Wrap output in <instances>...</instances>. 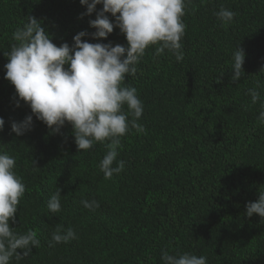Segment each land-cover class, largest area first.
I'll use <instances>...</instances> for the list:
<instances>
[{
  "label": "trees",
  "instance_id": "trees-1",
  "mask_svg": "<svg viewBox=\"0 0 264 264\" xmlns=\"http://www.w3.org/2000/svg\"><path fill=\"white\" fill-rule=\"evenodd\" d=\"M222 6L235 13L227 27L214 14ZM86 7L80 0H0V153L15 157L26 185L9 223L18 233L35 230L40 240L18 264H162V250L203 255L208 264H264V220L246 215V204L264 189V125L257 119L264 103V0H191L182 18L183 60L146 49L136 76L125 80L143 102L137 122L146 132L130 129L121 137L117 161L125 167L109 180L99 168L104 144L78 152L70 124L52 133L33 115L31 130L11 131L12 122L32 114L23 101L16 106L5 78L13 32L32 16L53 43L71 46L78 32L96 30L89 25L95 12L81 18ZM82 39L127 46L118 27L106 38ZM237 47L245 52L244 75L233 82ZM253 88L261 96L254 105L247 94ZM59 188L62 211L51 214L47 202ZM83 199L100 207L91 212ZM58 226L78 238L50 246Z\"/></svg>",
  "mask_w": 264,
  "mask_h": 264
},
{
  "label": "clouds",
  "instance_id": "clouds-1",
  "mask_svg": "<svg viewBox=\"0 0 264 264\" xmlns=\"http://www.w3.org/2000/svg\"><path fill=\"white\" fill-rule=\"evenodd\" d=\"M190 3L191 0H80L81 5L87 6L81 18L96 13V18L89 20L90 27L96 30L91 34L78 32L71 46L67 42L57 46L41 22L29 16L28 21L13 32L15 43L4 54L8 57L4 65L5 78L15 88L16 106L23 101L32 113L20 122H12L11 131L20 136L31 130L33 115L52 133H60L68 123L78 152L87 151L97 143L104 144L107 151L99 163L104 179L121 173L125 167L123 160L117 161L121 137L130 129L146 132L137 122L144 110L143 102L137 89L125 84L126 77L136 76L137 66L151 46H155V57L167 50L177 62L183 60L181 40L186 25L182 18ZM97 5H102L98 11ZM214 14L224 27L231 24L235 16L223 6ZM114 27L126 36L127 46L82 39L88 35L93 39L106 38ZM244 61L245 52L237 47L232 54L233 82L244 75ZM247 94L253 105L261 99L260 92L254 88L248 89ZM260 107L257 119L264 125V103ZM4 124V119L0 118V130ZM15 167L14 156L0 153V264H11L13 259L18 264L32 253L33 247L40 246L35 230L18 233L10 227L9 222L15 221L17 207L26 192V185ZM80 203L91 212L100 207L95 199H83ZM47 209L51 214L62 211L60 188L50 196ZM253 214L264 220V189L259 190L255 202L246 204V215L252 217ZM77 238L73 229L64 231L58 226L51 234L49 245L54 247ZM160 259L162 264H208L206 256L190 252L169 254L162 250Z\"/></svg>",
  "mask_w": 264,
  "mask_h": 264
}]
</instances>
